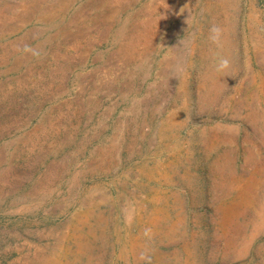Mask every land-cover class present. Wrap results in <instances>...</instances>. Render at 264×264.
I'll list each match as a JSON object with an SVG mask.
<instances>
[{"label":"rangeland","instance_id":"1","mask_svg":"<svg viewBox=\"0 0 264 264\" xmlns=\"http://www.w3.org/2000/svg\"><path fill=\"white\" fill-rule=\"evenodd\" d=\"M0 264H264V0H0Z\"/></svg>","mask_w":264,"mask_h":264},{"label":"clouds","instance_id":"2","mask_svg":"<svg viewBox=\"0 0 264 264\" xmlns=\"http://www.w3.org/2000/svg\"><path fill=\"white\" fill-rule=\"evenodd\" d=\"M213 35V39L218 41L219 40V34H220V29L217 26H213L211 29ZM230 61L227 58H222L219 61L218 65V70H223L226 69L229 66Z\"/></svg>","mask_w":264,"mask_h":264},{"label":"bare ground","instance_id":"3","mask_svg":"<svg viewBox=\"0 0 264 264\" xmlns=\"http://www.w3.org/2000/svg\"><path fill=\"white\" fill-rule=\"evenodd\" d=\"M163 7V6H162ZM118 20V19H117ZM144 29V28H143ZM151 38V37H150ZM124 40V39H123ZM147 42V41H146ZM74 50V49H73ZM120 64V63H119Z\"/></svg>","mask_w":264,"mask_h":264}]
</instances>
